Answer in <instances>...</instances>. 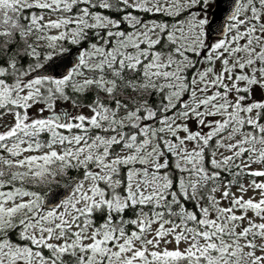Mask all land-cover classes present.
<instances>
[{"label": "snow or ice", "instance_id": "obj_1", "mask_svg": "<svg viewBox=\"0 0 264 264\" xmlns=\"http://www.w3.org/2000/svg\"><path fill=\"white\" fill-rule=\"evenodd\" d=\"M0 264H264V0H0Z\"/></svg>", "mask_w": 264, "mask_h": 264}, {"label": "rangeland", "instance_id": "obj_2", "mask_svg": "<svg viewBox=\"0 0 264 264\" xmlns=\"http://www.w3.org/2000/svg\"><path fill=\"white\" fill-rule=\"evenodd\" d=\"M245 182H246V181H245ZM235 190H236V189L233 188V191H235ZM248 195L251 196V195H253V193H252V192H249Z\"/></svg>", "mask_w": 264, "mask_h": 264}]
</instances>
